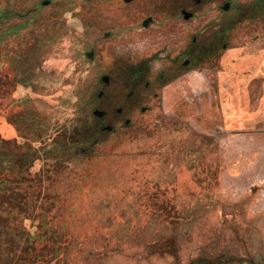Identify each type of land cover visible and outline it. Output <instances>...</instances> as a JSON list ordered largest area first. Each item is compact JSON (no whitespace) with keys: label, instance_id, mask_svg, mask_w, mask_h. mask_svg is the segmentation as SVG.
Wrapping results in <instances>:
<instances>
[{"label":"rangeland","instance_id":"obj_1","mask_svg":"<svg viewBox=\"0 0 264 264\" xmlns=\"http://www.w3.org/2000/svg\"><path fill=\"white\" fill-rule=\"evenodd\" d=\"M42 1L0 0V264H264V20L175 84L211 132L179 98L112 134L130 87L97 101L86 6Z\"/></svg>","mask_w":264,"mask_h":264},{"label":"flooded vegetation","instance_id":"obj_2","mask_svg":"<svg viewBox=\"0 0 264 264\" xmlns=\"http://www.w3.org/2000/svg\"><path fill=\"white\" fill-rule=\"evenodd\" d=\"M80 2L86 6L88 15L86 28L90 37L86 57L102 65L97 101L106 96L113 78L123 74L125 84L130 87L128 96L135 103L130 109H116L112 122L107 121L106 110H95L102 113L101 117L94 114L102 131L112 134L122 115L137 110L150 112L156 105L165 113L179 98L196 111L201 127L209 130L210 120L206 118L212 116L211 107L208 110L201 100L178 93L175 84L185 73L227 65L226 52L237 49L234 39L238 31L246 28L243 35L248 37L247 28L264 20V0ZM48 5L49 0L42 1V6ZM229 84H222L226 94L235 92V83L230 80ZM214 92L218 99L216 88ZM208 99L211 101V97ZM129 118L130 115L124 120V127L130 124ZM85 152L79 150L81 154Z\"/></svg>","mask_w":264,"mask_h":264},{"label":"water","instance_id":"obj_3","mask_svg":"<svg viewBox=\"0 0 264 264\" xmlns=\"http://www.w3.org/2000/svg\"><path fill=\"white\" fill-rule=\"evenodd\" d=\"M44 4H47V2H45ZM94 114H95L97 117H101V116H102V113H101V112H98V111H95Z\"/></svg>","mask_w":264,"mask_h":264}]
</instances>
